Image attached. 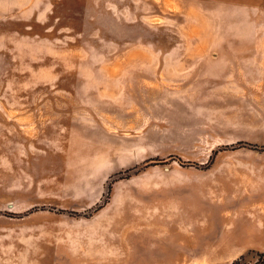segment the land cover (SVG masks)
I'll use <instances>...</instances> for the list:
<instances>
[{"label": "rangeland", "instance_id": "374dc122", "mask_svg": "<svg viewBox=\"0 0 264 264\" xmlns=\"http://www.w3.org/2000/svg\"><path fill=\"white\" fill-rule=\"evenodd\" d=\"M250 250L264 0H0V264Z\"/></svg>", "mask_w": 264, "mask_h": 264}, {"label": "trees", "instance_id": "16d2710c", "mask_svg": "<svg viewBox=\"0 0 264 264\" xmlns=\"http://www.w3.org/2000/svg\"><path fill=\"white\" fill-rule=\"evenodd\" d=\"M232 264H264V251L250 250L235 259Z\"/></svg>", "mask_w": 264, "mask_h": 264}, {"label": "bare ground", "instance_id": "6f19581e", "mask_svg": "<svg viewBox=\"0 0 264 264\" xmlns=\"http://www.w3.org/2000/svg\"><path fill=\"white\" fill-rule=\"evenodd\" d=\"M174 6V5H173Z\"/></svg>", "mask_w": 264, "mask_h": 264}]
</instances>
